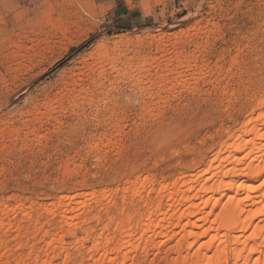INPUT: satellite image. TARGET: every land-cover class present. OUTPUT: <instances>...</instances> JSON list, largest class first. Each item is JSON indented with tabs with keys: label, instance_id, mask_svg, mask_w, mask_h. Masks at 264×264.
<instances>
[{
	"label": "rangeland",
	"instance_id": "rangeland-1",
	"mask_svg": "<svg viewBox=\"0 0 264 264\" xmlns=\"http://www.w3.org/2000/svg\"><path fill=\"white\" fill-rule=\"evenodd\" d=\"M106 57L112 61L102 62ZM141 57L158 63L145 70L140 87L132 79L116 81L126 59ZM195 68V77L182 89L181 81ZM96 71L103 72L101 77ZM159 74H165L162 83ZM168 74L176 75L175 83ZM112 80L116 84L109 85ZM226 81L230 87L223 89ZM188 83L198 91L191 92ZM63 89L78 95L77 106L67 104ZM263 93L264 0H0V205H12V211L17 203L23 206L8 211L10 224L0 230L7 249H0V264H32L28 257L36 254L42 258L49 233L62 224L61 210L43 212L50 201L56 205L65 194L103 189L107 194L87 196L86 207L67 213L75 233L68 235L63 227V250L56 248L48 262L91 264L105 249L95 255L86 251L98 230L109 236L114 221L138 219L154 200L155 193L146 188L193 173ZM48 101L60 106L49 110ZM38 109L35 118L32 112ZM51 115L60 122L51 124L46 120ZM11 129L18 135L9 140ZM103 142L120 147L107 152ZM74 160L78 167L70 165ZM145 175L151 181L142 193L125 190ZM70 203L75 206L72 200L64 207ZM110 217L108 229L103 228ZM110 236L116 240L118 233ZM174 237L164 245V237L142 239L124 264H166L175 256L169 247ZM107 251L112 261L102 264H120L114 251Z\"/></svg>",
	"mask_w": 264,
	"mask_h": 264
},
{
	"label": "bare ground",
	"instance_id": "bare-ground-1",
	"mask_svg": "<svg viewBox=\"0 0 264 264\" xmlns=\"http://www.w3.org/2000/svg\"><path fill=\"white\" fill-rule=\"evenodd\" d=\"M45 23L47 22L45 21ZM50 24H52V22ZM155 36L150 37V40L155 38ZM160 36H163V34L159 35V37ZM137 40L140 41L139 39ZM141 43H138L137 45ZM100 54H103V53H100ZM131 58H128L125 60V63L123 64L124 69L122 70L120 68L121 74H119L120 72H118L119 76L117 80L116 79L115 80L118 81L121 78H125L128 80L132 79L134 80L135 86L138 87L139 85H141L143 81L146 80L145 75H148V74L144 75L145 70L150 69V68L152 69V67L156 69L157 67L156 65L158 62H156L157 60L154 61L153 59L142 58V57L141 59L138 58L139 61L136 60L135 62ZM115 60L113 62H115ZM98 61L100 62V60ZM101 61L106 63L109 61L111 62L112 59L109 57H106L105 59ZM111 64H114V63H111ZM101 65L103 66V63ZM114 68H117V67L114 66L113 70H115ZM162 70L164 71V69ZM167 70L168 69H166L165 71ZM117 71H119V69H117ZM189 71H190L189 78L188 79L186 78L187 80H182L183 78H179L182 80L181 81L182 82L181 85L183 87L182 89H184L185 87L184 84L187 81L189 82L190 79L193 80V77H195L194 75L198 70H196L195 68V70H189ZM96 72L99 73V71H96ZM177 72L178 71H176V69L173 70V73L177 74ZM101 74H103V72ZM101 74L99 73L98 76L100 75L101 77ZM173 75L172 74L169 75V76H172L171 78L169 76L168 77L174 81L176 79V75L175 77H173ZM159 78H160V81L158 82L162 83L165 80V74H161ZM193 82L195 84V80ZM114 83L116 84V82L113 81L109 83V85H112ZM229 83L230 81L229 82L226 81L223 84V86L221 85L222 88L228 89L230 87ZM95 84L98 85L100 83H95ZM194 84H192L193 86L192 85L190 86L189 84L186 88H188L191 92H197L198 89ZM139 89L140 88H138V90ZM143 89L144 88L142 86V90ZM173 89H174V86H173ZM63 90H65L63 92H65L68 95L67 104L77 106L78 95L69 92L67 89H63ZM172 91L170 90V92ZM79 95H80V92H79ZM58 98L60 99V97ZM162 101L161 103H163ZM82 102L86 103L85 100ZM54 103L55 102L53 101L52 103L46 104L47 108L49 110L55 109V107H53V105H55ZM61 104H62V101H61ZM158 105L159 103L157 104V106ZM55 106H60V105H55ZM93 106H95V104H93ZM153 108L155 107L153 106ZM95 109H97L96 106H95ZM38 111L40 110L38 109V110L33 111L32 116L34 115L36 118V116L39 115ZM46 120H49L51 124L60 122L58 117H54V116ZM17 135H18L17 129L16 130L11 129L6 132V137L9 138V140L15 138ZM118 143L116 144L113 142L112 143L110 142L107 144L104 143L106 144L107 152L116 151L120 147L119 145L120 143L119 144ZM87 153L85 151V153L82 154V156L79 157V159L81 160L82 157ZM70 165L74 167L77 166L78 160H74L73 162H71ZM146 175L144 177L143 176L137 177L133 182H129V183L127 182L128 184L126 183L127 185H125L126 187H124L125 190H127L133 196L136 194H139L142 190H145L148 183L151 181L150 179L151 176L149 177ZM146 190H147V193L152 192V191L155 193L154 200L153 201L151 200V202L148 201V203L149 202L150 203L146 205V208L142 210V212L140 211L141 212L140 214L137 213L139 215L138 219L135 218V220H132L130 216H127L126 218L124 216L123 218L125 219L121 218L119 220L114 219L116 221L113 220L114 221L113 229H112L113 232L111 233H115V234L118 233V238L116 240H112L113 234L111 235L112 237L110 236L111 233H108L109 236L106 234H104L103 236L102 232L98 233L99 230L97 231V233L93 235L90 241V245L89 246L86 245L87 246L86 251L90 255L91 254L95 255L94 253H97L100 247L105 248L106 250L104 249L103 252L96 254L95 257L92 259L93 261H91L92 262L91 264H102L103 261L106 259H108V262H109L111 260L110 259L111 257L108 256L107 250H109L110 248L111 250L114 251L115 258L120 261L119 263L124 264L127 259H129L130 257L132 258V256L128 257L129 252L131 253V251H135L138 248L140 241L142 239H153L156 236L164 237L162 239H165V241L161 240L163 245H164L163 242H166L167 240H171V238H173L174 236H177V239H175L174 244L171 243L173 245L169 246L173 248L172 251L174 252L175 256L170 259H167L166 264H176L177 262H180L181 264H264V93L254 97L251 100L250 112L247 114V116L245 115V119H243V121L240 122L237 125V127L234 128L225 137L223 141H221V145H219L218 147H216L210 152L207 160L204 163L202 164L200 163L196 166V170L195 171L193 170V173L181 174L179 177L171 180L170 182H167V183L159 182L158 187L156 189L153 188L152 186L149 189L146 188ZM104 193L105 191L103 189H101L100 192H97V191L96 192L93 191L91 193H86L85 191L79 192V193L76 192L71 195L69 194L63 195L59 201L57 200L58 202H56V205L54 203H51L50 201V204L47 205V207L45 208L43 212L50 213L53 210V208L61 210L59 212L60 214L59 213L58 214L60 215L59 218H60V221L62 222V224L61 223L60 224L62 226L60 225L61 227L59 226V229H57L55 232L51 231L52 233H49L50 238L48 241H46L45 246L43 245L45 249H44L42 258H40V256L37 257L39 254H36L37 256H34L32 258L28 257L30 262L32 264H48L49 258H51L50 256H53V254H55L53 252H55L56 248H59V249L62 248L63 250V246H64L63 245V235L65 233L63 232V227H65L66 234L74 235L75 233L76 224H74V222H72L71 220H68L67 213L78 207L80 208L86 207L84 205L85 203H83L84 201L83 199H85V197L87 196L90 197L91 195L92 197L99 198ZM72 200L74 201V204H75L74 207L71 206V203H70V208H66L67 206L64 207L67 203L72 202ZM112 205H114V203H112ZM0 206H1V210H0V230H1V229H4L9 223L6 220L7 219L6 215H8L7 214L8 211L9 212L12 211L10 210V207L12 205H10L9 207L8 204L2 202ZM13 208L16 209V211L22 210L23 206L22 204L18 205L17 203V205L14 206ZM14 209L13 211H15ZM87 213L92 214V210L88 209ZM122 213L124 212L121 211V214ZM125 214H128V213H125ZM26 218L27 220H32L30 214L29 215L27 214ZM112 219L110 217L103 225V228L107 227L108 224L112 222ZM33 222H34L35 228L39 229L36 226L39 223L37 217L33 219ZM177 227H179V229L175 231L173 230L174 231L173 232L172 229L173 228L177 229ZM164 228H166V230H164ZM106 229H108V227ZM168 230H171L172 234L168 235L169 234V233L167 234ZM75 242H76V239H75ZM152 244L154 245V243ZM157 246H159V244H157ZM1 248L4 249L3 251L7 250L6 245L3 243V241L0 238V249ZM156 251H157V248H156ZM56 257H58V255ZM20 263H22V261H20ZM81 263L82 262H80V264Z\"/></svg>",
	"mask_w": 264,
	"mask_h": 264
}]
</instances>
